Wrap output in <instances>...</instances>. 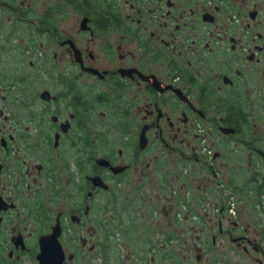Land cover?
I'll use <instances>...</instances> for the list:
<instances>
[{
    "label": "flooded vegetation",
    "instance_id": "1",
    "mask_svg": "<svg viewBox=\"0 0 264 264\" xmlns=\"http://www.w3.org/2000/svg\"><path fill=\"white\" fill-rule=\"evenodd\" d=\"M155 177L173 221L147 210L142 264L192 232L200 263L264 264L235 219L264 214V0H0V264H42L49 237V264H91Z\"/></svg>",
    "mask_w": 264,
    "mask_h": 264
},
{
    "label": "rangeland",
    "instance_id": "2",
    "mask_svg": "<svg viewBox=\"0 0 264 264\" xmlns=\"http://www.w3.org/2000/svg\"><path fill=\"white\" fill-rule=\"evenodd\" d=\"M30 92L35 93L36 88L30 89ZM245 175H248V173H245ZM180 181L177 180L175 182L177 184L176 186H178ZM162 189V182L157 180L155 177L151 182L138 186L137 191L134 192V198L137 199L135 202L133 200L128 202L123 201V203H120V205H123L122 208L125 210L121 218L123 225H120L121 229L118 228L120 223L119 217L117 223L114 224L112 232L107 233L109 247L107 246V248L103 251H94L95 253H93L91 256V264H142L140 258H138L140 253L144 252L149 256L151 253H154L152 250L153 247H149L147 243L149 239L156 238L160 235L148 228L150 225H152V223H155V220L148 218L145 213H147L148 209L150 210L152 207L159 206V216H156L158 218L154 217V219L157 220V223H159V225L163 223L166 226L168 222L173 221V218H167L164 215L165 213L161 211L160 205L163 203H168L165 202V194ZM134 209H137L139 212L138 224L140 226L138 229H136L135 233ZM239 209L243 210L242 215H238L235 219L237 221L243 222L244 225H249L252 229L251 237L256 238L258 243L264 246V233L262 230L264 228V214L257 213L258 208L254 201L247 202L243 200L239 202ZM107 215L110 216L111 214L108 213ZM174 221L175 222L170 223V225L183 226L186 227L188 231L190 229L196 228L203 229V226L207 224V222H203L204 219H197L196 217H189L187 220H184L183 223H178L176 218ZM192 234L193 232L189 234L187 233L186 235L188 240L186 250L182 248V251H180L179 240H177L175 248L170 246V254L174 255L176 259L173 258V256L169 258V261L156 258L151 264H204V260H202L201 263L200 261L196 260V255L200 252L198 249L192 247L193 240L195 241L197 236ZM196 234L198 233L196 232ZM177 235V238H179V234ZM209 255V251H206L203 257L207 258ZM256 257L261 258L257 253H252L250 255H236V253L233 252L232 255L228 257V259L226 257L221 259L218 256V258H220L219 264H258Z\"/></svg>",
    "mask_w": 264,
    "mask_h": 264
},
{
    "label": "water",
    "instance_id": "3",
    "mask_svg": "<svg viewBox=\"0 0 264 264\" xmlns=\"http://www.w3.org/2000/svg\"><path fill=\"white\" fill-rule=\"evenodd\" d=\"M49 238H48V240H44L43 255H42V262H41L42 264H49V260L51 259L52 249L48 248V246H47L48 244H46V242H50ZM56 251H57V249H56ZM58 251H59V257H58L59 261L57 264H61L62 258H63V253H62V250L59 246H58ZM54 257H56V255L53 256V260H54Z\"/></svg>",
    "mask_w": 264,
    "mask_h": 264
},
{
    "label": "trees",
    "instance_id": "4",
    "mask_svg": "<svg viewBox=\"0 0 264 264\" xmlns=\"http://www.w3.org/2000/svg\"><path fill=\"white\" fill-rule=\"evenodd\" d=\"M108 247H109V245H108ZM110 249V248H109Z\"/></svg>",
    "mask_w": 264,
    "mask_h": 264
}]
</instances>
